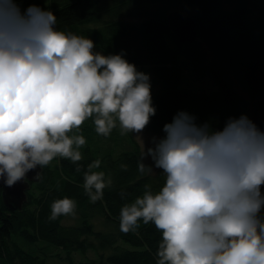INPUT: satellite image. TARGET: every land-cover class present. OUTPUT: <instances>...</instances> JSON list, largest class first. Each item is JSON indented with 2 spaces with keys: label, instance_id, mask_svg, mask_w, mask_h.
Returning a JSON list of instances; mask_svg holds the SVG:
<instances>
[{
  "label": "clouds",
  "instance_id": "obj_1",
  "mask_svg": "<svg viewBox=\"0 0 264 264\" xmlns=\"http://www.w3.org/2000/svg\"><path fill=\"white\" fill-rule=\"evenodd\" d=\"M92 39L56 28L50 10L0 0V179L24 181L56 157L83 159L82 124L93 118L98 135L139 136L155 115L149 75L123 53L95 51ZM162 137L143 148L137 170L165 178L158 190L120 209V231L139 221L161 234L156 264H264V131L246 115L222 129L198 124L177 111ZM150 158L152 164L145 163ZM97 159L87 165L83 187L90 202L103 198L111 179ZM121 168L127 170V165ZM77 171H80L79 164ZM126 194L121 193L124 198ZM76 202L51 204L50 220L75 215Z\"/></svg>",
  "mask_w": 264,
  "mask_h": 264
},
{
  "label": "trees",
  "instance_id": "obj_2",
  "mask_svg": "<svg viewBox=\"0 0 264 264\" xmlns=\"http://www.w3.org/2000/svg\"><path fill=\"white\" fill-rule=\"evenodd\" d=\"M260 1L16 0V3L22 11L23 6L30 4L42 9L49 7L56 17L57 29L87 36L93 40L95 51L104 55L123 53L138 71H149L156 111L145 128L164 135L163 125L171 122L180 110L195 116L198 124L208 123L214 129H222L229 118L241 115L249 118V102L213 65H209V73L216 90L203 93L183 88L182 57L201 62L204 59V52L198 48L201 39L219 60L232 68L249 97L264 96V4ZM191 7L195 13L190 15L198 24V38L193 43L180 44L168 27L166 14L173 9L188 13L186 9ZM76 134L86 139V145L80 149L83 159L73 163L59 157L53 165L44 166L39 179L31 183V192L27 191V200L20 210L7 209L0 191V264H54L52 254L30 252L18 242L16 234L28 243L44 241L53 245L60 251L57 258L62 257L66 264H156L160 232L154 224L139 221L135 232L125 234L120 231L119 214L124 204L143 193L145 184L156 190L163 185L162 170L151 176L138 172L139 148L131 134L127 135L130 147L123 144L119 125L104 137L97 134L93 118H89ZM97 159L101 165L92 171L105 172L112 183L103 190V198L92 203L83 183L87 165ZM78 164L80 171L76 170ZM122 164L127 165V170L121 168ZM122 192L126 194L124 198ZM64 197L76 202V224H64L63 216L49 219L52 202ZM96 215L103 218L109 230L95 228ZM114 236L130 247L114 246L109 253H97V258L74 260L72 251L84 253L88 248L112 246Z\"/></svg>",
  "mask_w": 264,
  "mask_h": 264
},
{
  "label": "rangeland",
  "instance_id": "obj_3",
  "mask_svg": "<svg viewBox=\"0 0 264 264\" xmlns=\"http://www.w3.org/2000/svg\"><path fill=\"white\" fill-rule=\"evenodd\" d=\"M261 5L264 4V0L260 1ZM29 5L27 6H23V11L24 9H26ZM45 10H49V7H46ZM164 11V10H163ZM186 11L189 14H194L195 11L194 9L188 8L186 9ZM255 14H257V12H254ZM252 16V19L256 16V15ZM199 40V39H198ZM198 48L201 49L204 52V59L201 62H197L196 60H193L192 58L187 57L186 55H184L182 58L185 70H184V79H183V84L185 87L183 88H187V89H192L196 92H203V93H211L214 90H216V84L215 81L213 79V76L209 73V65H213L214 67H216L217 69H220L222 74L228 79L230 80L234 86L237 88V90L239 91V93L242 95V97L246 100V101H251L254 97H249L248 93L246 92V89L243 87V85L235 78L234 72L232 70V68L227 65L225 62H223L222 60H219L217 58V54L207 45H205V43L200 39L199 40V44H198ZM194 63L197 64L195 65L196 67H194ZM149 75V71L146 72ZM182 87V85H181ZM131 134L139 148V151H142L143 148V144L145 146V148L152 146V139L153 137L159 138L162 137L163 135L152 131V130H148V129H144L142 133L138 135H136L135 133H128ZM125 134L123 135V144H127L126 147L129 148V144L127 143V135ZM143 142V144H142ZM59 157L54 158L53 161L50 162L49 165H53ZM145 163L147 164H152V161L150 158H147L145 160ZM154 174L160 173V169H154ZM28 191L31 192V188L28 189ZM262 192H264V187H262L261 189ZM94 220V224H95V228L97 229H103V230H109V228H107V226L105 225L103 218L99 215H96V217L93 219ZM64 224L66 225H71V224H76L77 222V218L76 216H63V221ZM16 238L18 240V242L27 250H29L32 253H46V254H52L54 256V264H66V262L64 260H62V257H59V253L60 251L58 249H56L53 245L46 243L44 241H39L36 243H28L27 241L23 240L22 238H20L19 234H16ZM115 237V236H114ZM114 245H109V247H105L100 249L98 246L93 247L92 249H86L84 253L80 252V251H72V256L74 258L75 261H81L84 260L85 261L88 260L89 258L93 257V258H97V253L103 252V253H109L111 251H113V247L114 246H123V247H130L129 245H127L125 242H123V240L119 239L118 237H115L114 239ZM58 254V255H56ZM62 256H64V253L62 252ZM73 260V261H74Z\"/></svg>",
  "mask_w": 264,
  "mask_h": 264
},
{
  "label": "water",
  "instance_id": "obj_4",
  "mask_svg": "<svg viewBox=\"0 0 264 264\" xmlns=\"http://www.w3.org/2000/svg\"><path fill=\"white\" fill-rule=\"evenodd\" d=\"M21 12H23L21 10ZM166 20L170 31L174 34L180 44L193 43L198 38V24L196 19L178 9L170 10L166 14ZM249 119L261 130L264 131V96L249 101ZM42 168L36 172L27 173L24 181L15 184L13 187L4 185L0 179L1 201L9 210H20L27 200V191L32 182L39 179Z\"/></svg>",
  "mask_w": 264,
  "mask_h": 264
}]
</instances>
